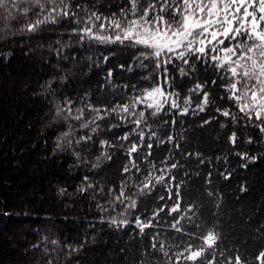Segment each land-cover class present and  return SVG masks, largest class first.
<instances>
[{
    "label": "trees",
    "instance_id": "16d2710c",
    "mask_svg": "<svg viewBox=\"0 0 264 264\" xmlns=\"http://www.w3.org/2000/svg\"><path fill=\"white\" fill-rule=\"evenodd\" d=\"M12 2L0 7V264H156L164 257L150 248L152 236L182 249L210 230L219 236L218 261L222 250L260 264L264 133L228 99L224 70L196 56L156 68L142 46L84 34L97 22L89 24L93 12L118 18L128 0ZM165 79L163 89L181 101L203 85L201 102L208 92L210 103L187 113L181 103L159 112L141 105L145 90ZM71 107L83 109L80 119L71 120ZM140 112L137 126L130 113ZM133 143L137 152L129 154ZM146 178L151 185L141 192ZM121 188L134 209L125 212L129 201L116 199ZM177 202L181 211L170 214ZM160 208L154 227L141 234L136 219L147 221ZM185 213V233H176L169 225ZM114 218L128 224L111 225Z\"/></svg>",
    "mask_w": 264,
    "mask_h": 264
},
{
    "label": "snow or ice",
    "instance_id": "6c2138e0",
    "mask_svg": "<svg viewBox=\"0 0 264 264\" xmlns=\"http://www.w3.org/2000/svg\"><path fill=\"white\" fill-rule=\"evenodd\" d=\"M7 2L8 0H0V7H4ZM23 2H34L37 6H41L40 0H23ZM128 3L130 7L127 10L121 9L119 18L115 14L111 19L102 18L96 12L89 17L90 25L92 18L96 21L103 19L110 27L120 30L115 40L106 35H93L94 25L86 26L83 29L84 34L102 42L129 41L133 45L142 46L148 51L142 52L141 55L146 59L153 58L156 61V68H160L161 64L167 66L173 60L182 61L187 65L192 56H196L197 60L203 59L205 63L211 62L215 68L223 69L227 74L228 99L232 100L239 112L243 114L241 119L247 120L250 125L264 133V0H128ZM17 6L13 0L12 8H17ZM28 11V7L23 8L25 14ZM52 11L56 9L53 8ZM61 12L64 16L69 15L64 9H61ZM41 22L36 21L37 24ZM100 29H105L104 23H101ZM226 41L227 44H225ZM178 70L181 75L187 74L183 67ZM166 72L167 67H165ZM203 88V85L196 84L193 91H203ZM145 92L147 99L153 101L148 104V107L155 108L156 112H159L162 107L161 100L158 98L178 96L177 93H166L162 86L153 87ZM140 102H143V97ZM189 102L186 100L185 104ZM209 103V94L204 92L202 103L199 105L200 110L203 111ZM171 107H179L176 100L171 102ZM96 111L98 112L99 109ZM122 111L129 113V105H123ZM187 111V107L182 109V113H187ZM130 114L138 116L134 123L139 126L144 119V113ZM222 115L225 117L231 115L235 119V114L228 110L223 111ZM75 118L80 119L81 117ZM253 120L258 123L253 124ZM88 126L87 123L83 125L84 128ZM143 136L144 133L141 132V141ZM82 139L87 140L90 137H82ZM123 139L126 140L128 137L125 136ZM230 139L233 143L236 142L235 132L232 133ZM248 142L251 143V140ZM103 143L107 144L106 141ZM147 147L150 149L152 145L149 143ZM128 151L129 154L137 152V144L133 143ZM131 163L133 167H136L134 161ZM175 166V164L172 165V167ZM124 171L129 172L131 169L125 168ZM156 179L160 182L164 177ZM141 183L143 186L140 191L143 192L145 188L150 187L151 178H146ZM86 190L83 187L80 189L81 192ZM176 195L179 200L178 191ZM116 199L121 203L125 200L129 201L124 209L125 212L127 209L136 207L135 199H132L131 195L126 196L123 188ZM163 211L164 209L160 208L147 221L137 218L135 223L140 233L143 234L146 228H153L152 220ZM180 211L181 205L178 202L170 208V214ZM186 219H190L186 213L173 217V222L169 227L176 233H185L182 221ZM110 224L119 227L127 225L128 220L114 218ZM199 239L201 243H186L181 249L178 243L166 246L164 241H159V234H157L152 236L153 242L150 248L164 257L163 260L156 261V264H246V260L242 259L241 255L226 256L222 250L219 255L223 259L217 260L219 236L215 231H207ZM173 249L176 250L173 251ZM257 259L260 264H264V251L259 253ZM139 264H146V262L142 259Z\"/></svg>",
    "mask_w": 264,
    "mask_h": 264
},
{
    "label": "rangeland",
    "instance_id": "374dc122",
    "mask_svg": "<svg viewBox=\"0 0 264 264\" xmlns=\"http://www.w3.org/2000/svg\"><path fill=\"white\" fill-rule=\"evenodd\" d=\"M119 18V17H118ZM109 19H111V18H109ZM101 23H104L105 24V29L104 30H101L100 29V25H101ZM92 25H94L93 27H92V33H93V35H96V34H99V35H106V36H109V37H111L112 39H115V36L117 35V34H120V30H118V29H114V28H112V27H110L109 25H108V22L107 21H104L103 19L101 20V21H97L96 23H94V24H92ZM89 37V36H88ZM91 38V37H90ZM93 39V38H92ZM96 40V39H95ZM125 42H128V41H125ZM165 85H166V83L165 82H161V84L159 85V86H162L163 88L165 87ZM156 87V86H155ZM165 89V88H164ZM149 90H151V89H149ZM168 90V91H167ZM167 90H164L166 93H173L172 91H170L169 89H167ZM202 91H193L192 90V94L190 93V94H188L184 99H182V101L180 100V98H178L177 96H166V97H164V98H158V99H160L161 100V105L163 106H167L168 104H170V107H171V102L173 101V100H176V102L178 103V104H182V106H183V108L184 107H187L188 109L189 108H191V107H195V106H193V105H196V107H198L199 105H200V103H202L201 102V98H200V93H201ZM197 94H199V98H198V95ZM142 98V97H141ZM141 98L139 99V102H140V100H141ZM144 98H145V100H146V102H145V100H144ZM144 98H143V102H140V104L141 105H143L144 103L145 104H149V103H152L153 101H151V100H148L147 99V97H146V92H145V94H144ZM186 100H189L190 102L186 105L185 104V101ZM173 108V107H172ZM68 113H72L74 116H71L70 114H68V116L71 118V120L73 121V119H76L75 117H77V116H80L81 115V113H84V111H83V109L82 108H77V110L75 111L72 107L70 108V110H68Z\"/></svg>",
    "mask_w": 264,
    "mask_h": 264
}]
</instances>
